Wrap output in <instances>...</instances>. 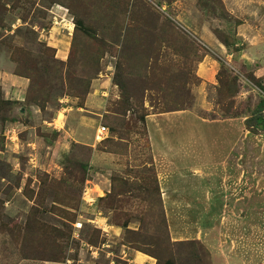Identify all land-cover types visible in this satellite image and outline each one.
Returning <instances> with one entry per match:
<instances>
[{
  "label": "rangeland",
  "instance_id": "1",
  "mask_svg": "<svg viewBox=\"0 0 264 264\" xmlns=\"http://www.w3.org/2000/svg\"><path fill=\"white\" fill-rule=\"evenodd\" d=\"M253 4L0 0V264H264Z\"/></svg>",
  "mask_w": 264,
  "mask_h": 264
},
{
  "label": "crops",
  "instance_id": "2",
  "mask_svg": "<svg viewBox=\"0 0 264 264\" xmlns=\"http://www.w3.org/2000/svg\"><path fill=\"white\" fill-rule=\"evenodd\" d=\"M239 1H247V0H239ZM254 1V0H253ZM257 2H259V4H253L254 6H258L259 8H261L259 5H263L264 3L260 0H256ZM247 4V3H246ZM248 7V5H247ZM254 8V7H253ZM242 11L238 12V16H241ZM211 41V40H210ZM212 46H214V43H212ZM207 59H205L203 62H205ZM212 65H215L214 61H209ZM202 65V64H201ZM202 77L206 76V77H210L211 76V72L209 71V69L204 68L202 71ZM194 119L189 115L186 117V121L183 122L181 125V132L182 133H192V130L194 129ZM194 125V126H193Z\"/></svg>",
  "mask_w": 264,
  "mask_h": 264
},
{
  "label": "built area",
  "instance_id": "3",
  "mask_svg": "<svg viewBox=\"0 0 264 264\" xmlns=\"http://www.w3.org/2000/svg\"><path fill=\"white\" fill-rule=\"evenodd\" d=\"M263 43H264V37H263ZM105 127H99L96 131L95 138L98 142L102 141L104 139L105 135Z\"/></svg>",
  "mask_w": 264,
  "mask_h": 264
},
{
  "label": "trees",
  "instance_id": "4",
  "mask_svg": "<svg viewBox=\"0 0 264 264\" xmlns=\"http://www.w3.org/2000/svg\"><path fill=\"white\" fill-rule=\"evenodd\" d=\"M259 108H261V107H259ZM261 120H262L261 117H259V118L257 119L258 122L261 121ZM195 258H196L198 261H201V259L198 257V255H195ZM157 259H158V264H173V263L171 262V260H165L163 263H161V258H160V257H157ZM189 261H190V259L186 260V262H184V264H187V262L189 263Z\"/></svg>",
  "mask_w": 264,
  "mask_h": 264
}]
</instances>
